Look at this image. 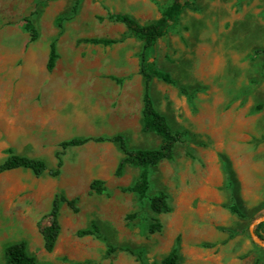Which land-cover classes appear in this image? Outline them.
Returning <instances> with one entry per match:
<instances>
[{
	"label": "rangeland",
	"instance_id": "374dc122",
	"mask_svg": "<svg viewBox=\"0 0 264 264\" xmlns=\"http://www.w3.org/2000/svg\"><path fill=\"white\" fill-rule=\"evenodd\" d=\"M171 1L78 0L73 12L75 0H0V161L11 147L52 169L60 141L75 136L123 133L130 148L158 147L161 137L142 129V42L108 13L144 24ZM193 1L196 8H183L149 52L176 81L152 80L154 105L185 135L171 159L149 167L147 197L122 191L139 168L127 165L116 176L122 152L109 142L66 148L57 176L0 173V264L4 248L19 240L39 262L139 264L141 253L159 264L177 239V264H264V247L249 234L264 215V0ZM25 17L36 27L34 41ZM90 37L120 41H82ZM52 40L58 57L48 71ZM93 179L104 181L102 193L89 190ZM161 191L171 210L155 213L149 198ZM56 193L76 198L78 210L61 203L59 234L46 251L38 225ZM231 203L246 216L231 213ZM92 222L99 237L76 235ZM257 232L264 239V226Z\"/></svg>",
	"mask_w": 264,
	"mask_h": 264
},
{
	"label": "trees",
	"instance_id": "16d2710c",
	"mask_svg": "<svg viewBox=\"0 0 264 264\" xmlns=\"http://www.w3.org/2000/svg\"><path fill=\"white\" fill-rule=\"evenodd\" d=\"M78 0H75L73 12L76 10ZM195 9L196 5L193 0H172L170 4L166 5L161 10V15L157 19L148 23L141 24L134 17L126 13L112 12L108 13V18L120 22L125 25L131 36L136 37L142 42V48L139 53V73L143 79V93L141 106V120L142 129L144 131L152 132L161 137L162 142L156 148H130L126 143L123 133H115L111 135H89V136H75L59 143L60 150L55 153L56 165L52 169L47 168L46 162L41 158L21 155L11 147L6 149V157L0 161V173L10 171L17 168L30 170L35 176L42 175L45 171L51 176H57L60 173L63 165V151L69 147L81 146L88 142L93 143H115L122 152V157L118 161L115 169V175L120 176L127 165L139 168V175L135 182L129 186L122 187V191L133 192L139 200L147 197L149 189V167L156 165L162 160L171 159L173 155V148L177 142H180L185 131L175 129L173 130L166 117L157 110L151 97V82L153 79L161 80L165 83L176 85V81L168 71L156 68L153 62L149 59V52L157 43V40L164 36L170 27L178 23V18L183 8ZM72 12V13H73ZM70 16H65L62 19L67 20ZM59 19V27H61ZM24 30L29 33L30 40L34 41L37 38V30L32 21L25 17ZM82 41L91 44H99L103 46L111 45L119 42V39L90 37L83 38ZM58 55L56 52L55 40L49 44V52L46 61V69L51 71L55 65ZM119 81L118 79H115ZM179 90L183 94H189L187 89L179 85ZM89 190L95 193H102L105 190L104 181L101 179H93L89 184ZM76 198H67L61 193H56L52 199L49 210L42 216L45 219V224L39 223V231L43 240V247L46 251H51L55 245L56 238L59 234L60 225L58 221L59 207L61 203H66L74 212L78 210L76 207ZM149 207L155 213H166L171 210L168 204V196L165 192H159L149 198ZM229 211L239 217H245L236 204L231 203L227 207ZM264 226V221L259 223L255 232L259 237L257 230ZM159 224H151L149 232H154L159 229ZM76 235L81 237L85 235L99 237V230L97 225L92 222L90 227L79 229ZM262 238V237H261ZM263 239V238H262ZM113 250L112 247L107 248L109 254ZM132 254L130 249L126 248ZM180 258L178 249V239L169 252L164 255L159 264H177ZM4 263L3 264H52L51 262H39L32 254L28 252L27 243L25 240H19L7 245L4 248ZM139 264H147L141 253L137 254Z\"/></svg>",
	"mask_w": 264,
	"mask_h": 264
},
{
	"label": "water",
	"instance_id": "95a60500",
	"mask_svg": "<svg viewBox=\"0 0 264 264\" xmlns=\"http://www.w3.org/2000/svg\"><path fill=\"white\" fill-rule=\"evenodd\" d=\"M263 221H264V215H261V216L257 217L256 219H254L253 222H252V223L250 224V226H249V234H250L252 240H253L256 244H258V245H260V246H262V247H264V239H262L261 237H259V236L257 235V233L255 232V228H256V226H257L259 223H261V222H263Z\"/></svg>",
	"mask_w": 264,
	"mask_h": 264
}]
</instances>
